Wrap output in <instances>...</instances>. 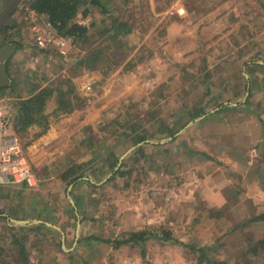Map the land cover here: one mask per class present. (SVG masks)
<instances>
[{"label":"rangeland","instance_id":"rangeland-1","mask_svg":"<svg viewBox=\"0 0 264 264\" xmlns=\"http://www.w3.org/2000/svg\"><path fill=\"white\" fill-rule=\"evenodd\" d=\"M15 12L21 46L0 103L15 110L36 183H0V264H199L205 253L264 264V249L246 254L264 220L244 216L264 212V171L250 169L264 152V0H86L77 19L90 37L61 35L64 52L36 45L25 3ZM119 23L133 31L113 29ZM100 46L99 62L80 64ZM50 85L64 102H49L46 126L22 129L21 100ZM195 106L206 114L190 119ZM167 126L173 136L161 133ZM139 147L145 155H134ZM80 165V177L64 180ZM121 165L127 172L113 177ZM243 186L258 207L235 201ZM24 220L32 223L15 222ZM147 226L182 242L116 246Z\"/></svg>","mask_w":264,"mask_h":264},{"label":"trees","instance_id":"trees-1","mask_svg":"<svg viewBox=\"0 0 264 264\" xmlns=\"http://www.w3.org/2000/svg\"><path fill=\"white\" fill-rule=\"evenodd\" d=\"M93 3H101V0H91ZM25 6L29 10H34L36 13L40 15L46 16L55 26L57 32L62 36H69L72 37L77 43L85 42L90 37V28L84 24L79 23L78 21V14L81 11V8L85 5L86 0H25ZM87 8V7H86ZM88 14V9H85L84 16ZM113 26V25H112ZM112 26L110 28H112ZM18 28V24L15 22L14 25H5L0 29V47L6 45L8 43H16L17 48L21 46L18 38H13L14 36H21L20 32H16L13 34V31ZM122 28H125L126 31H130L127 29L125 25L119 23L118 25L113 26V29H117L120 31ZM111 30V29H109ZM103 46L97 47L95 51H91L88 58H93L92 60H88V58L84 57L85 59L81 60L82 64L90 65L92 61L99 62L101 59V53L104 52ZM95 61V62H96ZM247 63V62H246ZM60 90L57 87L52 85L41 88L36 94L32 97L21 100L19 113L17 116L18 124L21 125L22 129H27L29 126L33 124L39 125H47V114L45 115V110L48 107L49 102L55 98V103L58 107L64 101L61 99ZM64 94V92H62ZM244 104L249 105V101L246 100ZM225 107V106H224ZM228 108V107H227ZM206 114V110L201 106H195L192 108L190 115V119L198 118L202 115ZM176 129L171 128L169 126L164 128V131L161 132L162 134H166L168 136H173ZM146 137H140V140H144ZM145 147H139L135 150L134 155H145ZM212 159V157H209ZM119 161V157L117 155H112V159L110 161V167L114 169ZM264 162V152L263 157H259L257 161L254 163L260 169H264L262 165ZM263 166V167H262ZM82 165H80L77 170L72 169L65 172L64 180H70L72 178H78V173L82 172ZM81 170V171H80ZM257 170V169H256ZM127 172V167L121 165V167L115 172L114 176L116 175H124ZM130 172V171H128ZM76 176V177H75ZM245 216V223L255 222V221H262L264 220V213H255V214H248ZM235 230V226H231ZM232 229V232H234ZM227 232V231H226ZM232 232L224 234V238L229 236ZM150 240H154L158 243L165 244L167 242H182L175 237L173 231L170 229H166L163 226L160 227H153L147 226L141 230H135L128 233L126 237L123 239H118L115 241L116 246H120L122 244H131V245H140L142 247H146L147 242ZM244 243L242 242V238L238 239L235 244ZM246 246L248 248L247 253L251 252L254 255H259L260 251L264 249V238L259 240L258 242L251 244V241L248 240L246 242ZM195 250V246L192 247ZM202 248V247H201ZM212 250L211 247L199 249L202 250V254L207 252L208 250ZM244 257V255H243ZM199 264L207 263V264H220L219 261L216 259H211L205 253L204 256L198 261ZM237 264H243L242 262H236ZM227 264V263H224Z\"/></svg>","mask_w":264,"mask_h":264},{"label":"built area","instance_id":"built-area-1","mask_svg":"<svg viewBox=\"0 0 264 264\" xmlns=\"http://www.w3.org/2000/svg\"><path fill=\"white\" fill-rule=\"evenodd\" d=\"M86 21H80L85 24ZM32 39L43 50L53 47L64 52L68 39L57 32L49 19H40L34 10L30 15ZM2 104V105H1ZM15 110L7 102L0 103V183L34 185L36 176L32 171L19 134L13 130Z\"/></svg>","mask_w":264,"mask_h":264},{"label":"water","instance_id":"water-1","mask_svg":"<svg viewBox=\"0 0 264 264\" xmlns=\"http://www.w3.org/2000/svg\"><path fill=\"white\" fill-rule=\"evenodd\" d=\"M24 0H0V4L2 8L0 9V29L5 25H14L15 22L12 19L13 14L17 10V8L23 3ZM16 43H8L0 48V88L6 87L11 84L12 79L10 78L8 71H7V61L13 55ZM173 137L169 138L171 140ZM135 147L131 148L129 151H132ZM127 153H125L119 162L121 164V160L125 158ZM118 165V166H119ZM110 177V176H109ZM108 177V178H109ZM107 178V179H108ZM106 179V180H107ZM73 185L70 186V189ZM70 200L73 204H75L74 200L70 197ZM17 224H30L31 221H15ZM80 224H78V229ZM77 236L79 233L77 232Z\"/></svg>","mask_w":264,"mask_h":264},{"label":"crops","instance_id":"crops-1","mask_svg":"<svg viewBox=\"0 0 264 264\" xmlns=\"http://www.w3.org/2000/svg\"><path fill=\"white\" fill-rule=\"evenodd\" d=\"M2 8V5L0 4V9ZM30 11H32V10H30ZM15 14H16V12H15ZM15 14H13V16L12 17H14V15ZM13 19V18H12ZM133 31V29L131 30V31H129L128 33L130 34L131 32ZM17 48V47H16ZM16 48H15V50H16ZM11 58V57H10ZM9 58V59H10ZM9 59H8V61H9ZM7 71H8V69H7ZM11 78V77H10ZM2 88V87H1ZM256 169V168H258V167H250V169ZM249 169V170H250ZM261 170V169H260ZM259 170V171H260ZM263 171H264V169H262ZM259 171H257L256 172V174H261V175H263V173L262 172H259ZM249 176H252V174L250 173L249 174ZM258 180H259V182H260V185L262 186V187H264V180H263V178H258ZM255 181V183L256 184H258V182H256L257 180L255 179V178H253V181L252 182H254ZM245 190H246V187H244L243 186V189H238L236 192H235V195H239V197H237V199L235 200V201H239V202H244V200H245V202L247 201H249V202H255L256 204L255 205H257V207H258V203L256 202V201H259L258 200V198H259V195L257 196V195H253V194H249V196H245L244 194H246L245 193ZM242 195H243V198H242ZM225 198V197H224ZM224 200V202L225 203H227L228 201H231V199L230 198H225V199H223ZM255 209V208H254ZM246 213H248V214H250V212L249 211H246ZM256 214L258 213H264V212H255ZM3 215H5V214H3ZM247 214H244V216H246Z\"/></svg>","mask_w":264,"mask_h":264},{"label":"flooded vegetation","instance_id":"flooded-vegetation-1","mask_svg":"<svg viewBox=\"0 0 264 264\" xmlns=\"http://www.w3.org/2000/svg\"><path fill=\"white\" fill-rule=\"evenodd\" d=\"M3 27H4V26H3ZM3 46H4V45H3ZM3 46H2V47H3ZM16 47H17V46H16ZM0 48H1V47H0ZM7 62H8V61H7Z\"/></svg>","mask_w":264,"mask_h":264}]
</instances>
